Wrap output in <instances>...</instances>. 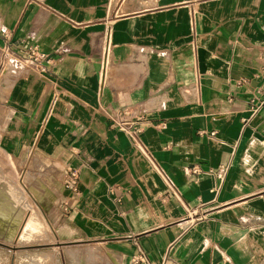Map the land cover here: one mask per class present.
Returning a JSON list of instances; mask_svg holds the SVG:
<instances>
[{
  "label": "crops",
  "instance_id": "obj_1",
  "mask_svg": "<svg viewBox=\"0 0 264 264\" xmlns=\"http://www.w3.org/2000/svg\"><path fill=\"white\" fill-rule=\"evenodd\" d=\"M262 89L264 0H0V162L55 264H264Z\"/></svg>",
  "mask_w": 264,
  "mask_h": 264
},
{
  "label": "rangeland",
  "instance_id": "obj_2",
  "mask_svg": "<svg viewBox=\"0 0 264 264\" xmlns=\"http://www.w3.org/2000/svg\"><path fill=\"white\" fill-rule=\"evenodd\" d=\"M21 184L13 163L0 162V264H55L52 231Z\"/></svg>",
  "mask_w": 264,
  "mask_h": 264
},
{
  "label": "built area",
  "instance_id": "obj_3",
  "mask_svg": "<svg viewBox=\"0 0 264 264\" xmlns=\"http://www.w3.org/2000/svg\"><path fill=\"white\" fill-rule=\"evenodd\" d=\"M110 50V43L108 35L106 34L105 43L103 47V62L106 61ZM40 55L35 47L29 49V52L26 57H21L17 55L10 54L8 56V60L11 65V69L20 70L21 68H31L35 69L39 72L45 69V66L39 63ZM264 90V89H262ZM110 126L124 132L127 137L130 139L132 144L136 146L139 150L143 151V153H147V150L141 141L140 134L143 130L145 124H148V120L142 114L140 110H136L131 107H122L116 109L112 112L109 118ZM77 171L72 170L70 172V183H74L76 179ZM73 186V190H75ZM139 261L147 262L146 257L143 253L139 254Z\"/></svg>",
  "mask_w": 264,
  "mask_h": 264
},
{
  "label": "bare ground",
  "instance_id": "obj_4",
  "mask_svg": "<svg viewBox=\"0 0 264 264\" xmlns=\"http://www.w3.org/2000/svg\"><path fill=\"white\" fill-rule=\"evenodd\" d=\"M9 204H10V203H9ZM31 219H33V218H31ZM31 219H29V222H30ZM31 221H32V220H31ZM31 223H32V222H31ZM29 224H30V223H29ZM27 226H28V225H27ZM29 226H30V225H29ZM33 226H34V225H33ZM33 226L31 225V227H33ZM9 236H10V235H9ZM32 236H33V235H32Z\"/></svg>",
  "mask_w": 264,
  "mask_h": 264
}]
</instances>
